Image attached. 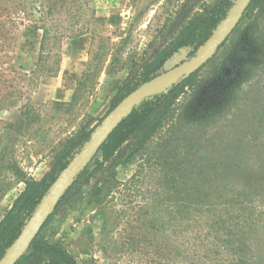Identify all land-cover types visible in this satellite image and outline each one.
<instances>
[{"label":"rangeland","instance_id":"obj_1","mask_svg":"<svg viewBox=\"0 0 264 264\" xmlns=\"http://www.w3.org/2000/svg\"><path fill=\"white\" fill-rule=\"evenodd\" d=\"M218 1L0 0V220L24 181L42 179L66 141L100 124L116 96L139 82L154 51ZM256 14L193 72L172 120L200 131L205 151L197 155L228 149L223 158L241 161L258 196L246 205L195 204L154 159L124 150L61 202L43 237L76 264H264V19ZM189 51L175 52L158 73ZM181 133L171 157L184 149Z\"/></svg>","mask_w":264,"mask_h":264},{"label":"trees","instance_id":"obj_2","mask_svg":"<svg viewBox=\"0 0 264 264\" xmlns=\"http://www.w3.org/2000/svg\"><path fill=\"white\" fill-rule=\"evenodd\" d=\"M235 1L219 0L189 17L172 37L163 46L155 50L151 57L142 64L139 82L133 87H125L124 92L116 96L112 107L139 84L154 77L178 50L189 48V57L196 54L198 49L211 37L216 26L229 13ZM254 11L258 17L264 19V0H251L240 21L247 16V13L252 14ZM251 33L253 30L250 31V36H252ZM193 77L194 73L183 75L160 88L154 89L144 95L125 113L99 147L95 154L99 157L94 159L92 164L89 162L75 173L72 181L32 239L25 253L14 264H76L75 257L61 243L48 241L41 235V232L48 225L49 219L57 207L72 194L71 192H78L105 164L114 160L117 162L122 157L124 150H129L131 155L137 154L141 160L145 158L144 160L148 164L154 159V164L161 171L172 174L171 180L179 186L178 192L190 194V198L195 201V204L205 202L208 205H214L222 201L221 204H228L229 206L246 205L251 203L255 196H258L255 193L258 181H255L251 175L248 177L249 174L245 175L246 167L241 161L223 158L222 154L224 155L228 149L223 147L218 149L219 146H216L215 151L219 155L210 159L197 155V152L201 151L202 148L200 131L197 129L194 132L187 128L184 130L178 123L173 122L175 102L185 91V88L192 84ZM169 122L170 125L167 127L169 134L165 137L161 131ZM95 127L89 130L81 129L75 137L68 139L64 147L55 156L51 170L42 179L24 181V189L0 220V258L20 235L27 220L45 196L57 174L89 140ZM178 130H182L181 134L185 136L186 144L183 145L184 149L180 152L181 155L171 157L169 145L176 139ZM153 138H156L157 142L154 143V149L149 150L147 144ZM214 145L216 144L212 143L208 147ZM202 151H205L204 147ZM152 153L156 154L155 157L151 156ZM145 155L147 157H144ZM116 162L113 163L116 164ZM241 174H244V177Z\"/></svg>","mask_w":264,"mask_h":264},{"label":"water","instance_id":"obj_3","mask_svg":"<svg viewBox=\"0 0 264 264\" xmlns=\"http://www.w3.org/2000/svg\"><path fill=\"white\" fill-rule=\"evenodd\" d=\"M250 1L236 0L229 13L216 26L211 37L198 49L196 54L186 61L142 82L109 111L100 124L95 127L89 140L57 174L45 196L27 220L20 235L0 258V264H14L25 253L32 239L57 205L75 173L91 161L101 144L120 122L125 113L147 93L183 75L192 74L208 61L236 27Z\"/></svg>","mask_w":264,"mask_h":264}]
</instances>
